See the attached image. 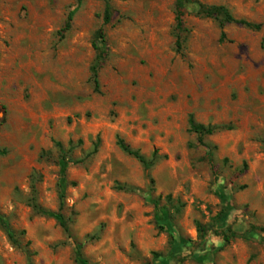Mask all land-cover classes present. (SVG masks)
Masks as SVG:
<instances>
[{
  "label": "rangeland",
  "instance_id": "rangeland-1",
  "mask_svg": "<svg viewBox=\"0 0 264 264\" xmlns=\"http://www.w3.org/2000/svg\"><path fill=\"white\" fill-rule=\"evenodd\" d=\"M107 1L0 0V264H264V0Z\"/></svg>",
  "mask_w": 264,
  "mask_h": 264
},
{
  "label": "trees",
  "instance_id": "trees-1",
  "mask_svg": "<svg viewBox=\"0 0 264 264\" xmlns=\"http://www.w3.org/2000/svg\"><path fill=\"white\" fill-rule=\"evenodd\" d=\"M81 2V0H80ZM195 3V0H175L174 1V31H175V44L176 49L179 50L181 48V33L184 32L183 29V16L185 13V8L188 5H191ZM198 15L202 18H208L214 20L219 29L221 30L219 42H223L225 39V34L222 31L224 26L227 24H237L240 26H243L244 28L250 29V30H259V25H254L249 22H246L241 19H235L230 12L223 6H205L202 4H198ZM75 11H71L67 18L64 25V30H67L70 26V23L72 21L73 15ZM111 19V8L109 6V3L107 0H104V10H103V18H102V26L108 25ZM101 29H99L95 33V38H98L102 41L103 36L101 35ZM95 51H98L97 46L95 43L92 44ZM103 60V53H97L94 58V62L92 66L90 67V73H91V82L93 83L94 89L96 90L98 87V81H97V72L98 69L102 63ZM187 125H188V132L196 134L198 136V141L200 144H202L204 147L207 148V145L203 142L202 138L205 136L212 135L214 132L221 130L222 128H215L209 125H203L200 123H197L194 119V116L192 114H189L187 117ZM56 146L58 148H61L59 143H56ZM116 146L126 155L133 157L135 160L139 162L140 165H142L144 171H148L150 168L149 163L145 159L143 155L140 154L139 151L133 150L128 144H126L120 137H116ZM3 154V153H0ZM71 163H75L71 161ZM63 193L60 195V203H59V210L63 207ZM155 205V204H154ZM39 213L46 216H52L59 225L67 232L63 216L58 213H52L45 210H39ZM0 223L4 228H6V232L8 233L9 238H12V234L7 229L3 219L0 217ZM264 232V229H260ZM220 236L223 237V240L225 243L229 241L230 236H235L234 233H231L230 230L223 231L219 233Z\"/></svg>",
  "mask_w": 264,
  "mask_h": 264
},
{
  "label": "crops",
  "instance_id": "crops-1",
  "mask_svg": "<svg viewBox=\"0 0 264 264\" xmlns=\"http://www.w3.org/2000/svg\"><path fill=\"white\" fill-rule=\"evenodd\" d=\"M200 124H203V123H200Z\"/></svg>",
  "mask_w": 264,
  "mask_h": 264
}]
</instances>
